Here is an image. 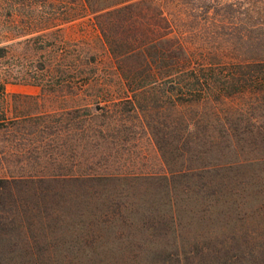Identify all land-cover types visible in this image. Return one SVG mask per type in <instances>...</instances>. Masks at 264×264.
I'll use <instances>...</instances> for the list:
<instances>
[{
  "label": "rangeland",
  "instance_id": "1",
  "mask_svg": "<svg viewBox=\"0 0 264 264\" xmlns=\"http://www.w3.org/2000/svg\"><path fill=\"white\" fill-rule=\"evenodd\" d=\"M72 5L0 0V178L48 191L21 194L23 224L1 220L15 245L0 246V264H264V102L226 99L224 117L185 107L144 117L104 93L109 112L88 117L96 92L73 89L81 81L58 54L77 39L101 48L79 19L57 30ZM87 176L108 178L74 179Z\"/></svg>",
  "mask_w": 264,
  "mask_h": 264
},
{
  "label": "trees",
  "instance_id": "2",
  "mask_svg": "<svg viewBox=\"0 0 264 264\" xmlns=\"http://www.w3.org/2000/svg\"><path fill=\"white\" fill-rule=\"evenodd\" d=\"M163 1L171 5L161 6L156 0H73L71 7L56 13L57 30L83 18L79 23L92 27L101 48L91 54L89 42L77 39L58 54L60 71L68 66L81 81L72 88L96 92L88 95L94 112L84 107L87 116L109 112L102 103L104 93L117 94L144 117L152 112L158 117L165 109L170 117H179L180 107H185V117H224L217 105L226 99L264 102V0H201L199 5ZM8 47L0 46V57ZM67 84L59 82L61 87ZM100 178L108 176L74 177ZM22 193L39 201L48 191L24 180L0 178V223L8 219L21 225L28 219ZM9 236L0 227V246L5 240L15 245ZM18 236V242L27 241V233Z\"/></svg>",
  "mask_w": 264,
  "mask_h": 264
}]
</instances>
